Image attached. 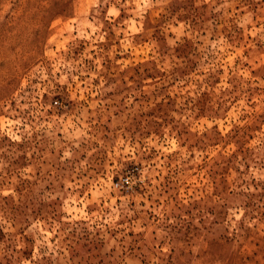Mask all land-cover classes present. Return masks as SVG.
<instances>
[{"label":"rangeland","instance_id":"obj_1","mask_svg":"<svg viewBox=\"0 0 264 264\" xmlns=\"http://www.w3.org/2000/svg\"><path fill=\"white\" fill-rule=\"evenodd\" d=\"M0 264H264V0H0Z\"/></svg>","mask_w":264,"mask_h":264}]
</instances>
